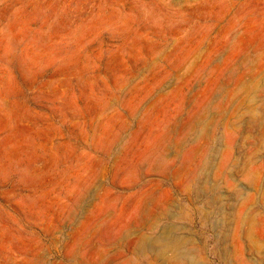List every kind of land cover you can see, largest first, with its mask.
I'll use <instances>...</instances> for the list:
<instances>
[{"label":"rangeland","instance_id":"rangeland-1","mask_svg":"<svg viewBox=\"0 0 264 264\" xmlns=\"http://www.w3.org/2000/svg\"><path fill=\"white\" fill-rule=\"evenodd\" d=\"M0 264H264V0H0Z\"/></svg>","mask_w":264,"mask_h":264},{"label":"bare ground","instance_id":"bare-ground-1","mask_svg":"<svg viewBox=\"0 0 264 264\" xmlns=\"http://www.w3.org/2000/svg\"><path fill=\"white\" fill-rule=\"evenodd\" d=\"M157 242H158V240H157Z\"/></svg>","mask_w":264,"mask_h":264}]
</instances>
